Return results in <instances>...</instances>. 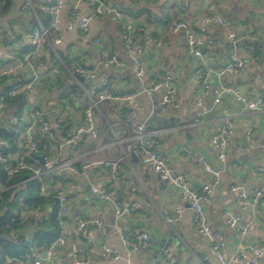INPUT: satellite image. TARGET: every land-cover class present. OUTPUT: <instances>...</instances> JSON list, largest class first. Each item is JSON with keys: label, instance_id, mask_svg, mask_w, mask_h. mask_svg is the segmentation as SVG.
Here are the masks:
<instances>
[{"label": "crops", "instance_id": "1", "mask_svg": "<svg viewBox=\"0 0 264 264\" xmlns=\"http://www.w3.org/2000/svg\"><path fill=\"white\" fill-rule=\"evenodd\" d=\"M20 1L17 0L14 15L18 14ZM46 1L48 0H33L36 6ZM118 1L129 10L140 11L137 19L131 18L136 29V41L142 47L141 57L146 69L144 77L139 78L133 72L132 58L124 53L118 23L112 18L104 16L94 20L87 33H82L74 24L68 27L75 0H66L63 9L62 47L82 57L84 63L96 69L99 78L117 77L125 92H137L148 83L149 78L165 73L171 74L177 92L176 105L170 107L164 114H154L150 118L151 104L160 93L156 92L152 96L142 93L132 105L136 116L129 125L121 124L117 116L129 108L124 104L109 103L95 112L94 119L100 130V140L82 150H86L83 159L89 165L77 174L66 173L68 179L62 182L72 216L98 217L104 223L102 228L88 230L87 234L92 241L86 244L85 259L80 264H124L126 260L132 264H159L161 250L165 246L174 249L173 264H198L208 254V242L193 227L188 204L180 202L173 188L161 182L149 166L133 161L130 157H121L117 164L122 170L124 181L114 186L112 182L106 181L109 167L98 164L99 161L120 157L121 143L115 141L127 138L132 125L148 117L150 126L157 130L158 151L169 159L172 168L185 176L195 189L198 190L203 184H208L212 174L206 171L203 163H198L193 158L194 155H201L206 164L207 158H210L214 169L219 170V182L210 204L205 206V212L211 226L221 235L224 254L230 256L241 250L249 254L250 245L264 248V206L249 204L242 207L237 201L240 195L251 201L250 192L260 181L257 168L264 166V108L254 114L246 113L242 104L235 101L231 95L224 96L223 103L216 107L213 104L211 90L200 92V102L194 103L190 74L197 67L198 60L187 53L184 30L180 29L177 32L170 30L175 21L184 20L192 24L198 17L207 14V0ZM213 1L217 12L229 20L238 33L242 32L241 26L246 25L262 46L244 43L246 39L232 44L218 25H209L206 31L214 38L215 43L211 46L205 45L203 50L211 53L214 66L224 64L232 50L245 58H256L255 63L246 64L238 74L227 76L223 81L238 87L250 97L259 93L264 94V0ZM78 10L84 14L89 9L81 4ZM95 37H100L101 45L93 43ZM253 45L258 46V49ZM104 51L114 52L124 66L121 69L104 68L100 64ZM45 57L46 63L40 71L44 75L47 73L48 52L45 53ZM59 89L53 88L44 98L33 93L22 96L23 100L16 101L13 105L7 104L6 110L0 112V127L14 124L13 116L19 120H31L34 108L42 100L52 117L61 111L59 109L61 104H67L63 116L70 124V128L73 125L74 114L79 112V105L74 104L71 99H65L63 102ZM4 90V84H0V95ZM18 110L21 112L20 115ZM227 114L232 116L233 132L228 140L225 159L220 162L211 150L210 140L221 118ZM249 131L251 146L242 148ZM106 132L110 134L108 140ZM183 147L189 148L192 151L191 155L186 154ZM96 148L98 149L95 150ZM27 153V142L24 140L22 150L13 154L23 158ZM71 155L72 148L62 146V158L66 159ZM92 184L97 186L104 184L108 188L117 187L120 198L136 201L139 207L125 216H116L113 198H103L92 192L90 190ZM180 204L184 207L180 219L171 225L167 224L163 216L172 213ZM231 216L238 217V224H252L250 232L243 239L239 238L234 227L228 225ZM138 229L146 230L151 241V248L143 251L141 255L129 253L120 236L122 231H126L130 238H133ZM30 230L28 227L25 234H29ZM74 242L75 240L69 239L67 246L57 251L56 264H73L70 243ZM101 243L115 248L119 258L109 260L101 257L99 253ZM209 264L219 263L211 258ZM259 264H264V256L259 260Z\"/></svg>", "mask_w": 264, "mask_h": 264}, {"label": "built area", "instance_id": "2", "mask_svg": "<svg viewBox=\"0 0 264 264\" xmlns=\"http://www.w3.org/2000/svg\"><path fill=\"white\" fill-rule=\"evenodd\" d=\"M145 1V0H142ZM3 0H0V5ZM66 0H48L36 6L33 0H21L18 7V15L21 19L33 18L36 27L29 31L21 27L18 23H13L10 33V40L6 45L0 44V59L5 61V65L0 69V77H7V83H13L15 86H5L4 92L0 95V112L7 108V96L21 94L28 96L33 93L44 98L48 91L38 90L36 84L41 75V68L44 66L42 56L48 52L47 73L45 77L69 76V85H73L79 90L72 93V88L64 86L59 89L62 96L68 95V99L79 105V112L73 117V125L64 130L62 122L65 118L64 112L67 104H61L60 110L55 117H52L50 110L43 101L40 100L33 111L31 122L25 127L23 136L27 142L28 153L39 156L43 154L42 162L31 168L22 158L14 154H4L0 151V169L8 177L20 175L24 170L30 169L31 178H36L43 182L40 186V192L44 195L54 193L58 200L59 213L63 217H69L64 224L60 236L46 248H32L31 252L24 257H6L3 264H56L55 254L57 251L64 249L69 239L75 240L70 243V250L73 264H80L85 259V246L91 243L88 236V230L91 228H102L104 223L98 217L72 216L70 204L62 182H65L64 174L70 172L77 174L88 167L89 163L83 160L86 150L78 151L79 141L83 140L86 145L94 144L100 140V130L95 122V112L109 103L124 104L127 108L125 112L117 115L121 124L129 125L135 118L136 112L132 108L140 94L144 93L152 96L159 92L157 99L153 100L150 108V115L164 114L170 107L176 105V86L173 77L169 73L148 79L137 92H125L117 77L104 76L98 77L95 68L88 66L78 54L63 48V30L62 14ZM84 4L89 10L81 14L78 6ZM207 14L198 17L194 23L187 21H175L170 27L172 32L184 30L185 45L187 53L198 60L197 67L190 74V87L194 94L193 102H200V92L211 90L213 94L214 106H220L223 103V97L231 95L232 98L242 104L243 111L246 113H257L264 108V94L259 93L250 97L243 93L238 87L225 83L223 78L233 76L243 70L246 64H253L256 58L243 57L236 51H230L227 60L222 65H213L211 53L205 52V45H214L215 40L207 34V26L218 25L224 32L226 38L235 44L238 40L249 39L256 40L257 37L250 33L246 25H242V32L238 33L232 23L225 19L217 12L213 0H207ZM45 14L49 17L48 26L43 25ZM108 16L118 23L120 29L122 47L125 54L132 58V69L139 78L146 75V69L142 61V47L136 41V29L129 14V10L118 0H75L74 8L70 16V26L73 24L82 32L87 33L91 22L101 17ZM51 36V38H49ZM93 43L101 45L100 37H95ZM24 45H29L30 49L18 56V52ZM63 53V55H61ZM64 57V58H63ZM100 64L104 68L121 69L124 66L122 60L110 51H104ZM17 79V82H12ZM68 107L71 108L70 105ZM146 118L132 125V134L127 138L118 139L115 143H121V154L115 159L99 161L102 166L109 167L106 181L112 182L114 186L123 183L124 175L118 167L117 162L121 157H130L133 155L138 162L149 166L158 176L159 180L174 190V193L180 202H186L190 210L191 222L195 230L208 242V254L205 255L198 264H209L211 258L219 264H230L232 262L242 264H259V260L264 256L262 246L250 245L249 254L244 251H238L230 256H226L222 250V238L208 221L205 206L210 204L216 185L219 182V170L212 168L201 155H194L198 163H203L206 171L212 174V179L208 184H203L200 189H195L180 173H177L170 165L169 159L162 155L158 149L157 130L150 126V118ZM18 118L12 117V122L17 123ZM36 129L39 133L47 135L53 142L51 148L47 151L39 152L38 144L35 137ZM53 130L56 135L51 133ZM233 132V119L231 115H225L221 118L210 140L211 150L216 159L224 161L228 140ZM249 133L242 146H251ZM114 143V144H115ZM6 145L5 141L0 140V146ZM62 146H70L72 155L66 159L62 158ZM99 148V147H98ZM96 148L95 150H97ZM183 151L191 155L189 148L183 147ZM260 175V181L253 187L250 192V199L245 200L243 195L237 199L238 204L242 207L246 205L264 206V166L257 168ZM60 179H55V178ZM45 180V181H44ZM117 187L108 188L102 184L90 185V190L100 197L113 198L114 211L116 216H125L132 210L139 207V203L127 198L118 196ZM235 190V188H233ZM184 207L177 205L173 212L165 214L164 220L167 224H173L178 221ZM37 219L41 218L40 210L34 213ZM228 225L234 227L240 239H243L251 230V223L238 224V217L231 216L228 219ZM122 243L131 254L141 255L143 251L151 248L150 235L146 230L138 229L135 231L133 238L126 231L120 233ZM100 256L116 260L119 258L115 248L101 243L99 245ZM174 249L171 246H165L161 250L159 264L174 263ZM124 264H132L126 260Z\"/></svg>", "mask_w": 264, "mask_h": 264}, {"label": "trees", "instance_id": "3", "mask_svg": "<svg viewBox=\"0 0 264 264\" xmlns=\"http://www.w3.org/2000/svg\"><path fill=\"white\" fill-rule=\"evenodd\" d=\"M130 1L135 2L136 0ZM16 3L17 0H3L0 5V43L2 45H6L9 42V32L12 31L13 23H18L28 31L32 27H36L35 19H21L18 15L13 14ZM139 12L129 10L130 16L134 19L139 17L137 15ZM40 16L43 17V25L48 26L49 17L45 14H40ZM145 20H149V18H145ZM49 38H51V36H49ZM253 46L258 49V46ZM29 49V45H24L17 55L22 56V54ZM255 54L258 55L257 52ZM61 55H63V53H61ZM42 62L43 65L46 63L45 53L42 56ZM3 65H5V61L0 59V66ZM6 81L7 77H0V84H4V87L6 85L7 87L15 86L13 83H7ZM68 81V76L60 77L57 75L54 77H45L41 74L36 87L40 91L46 90L51 92L53 88L68 86ZM68 87L72 88V93L79 92L73 85H69ZM62 97L63 102L66 101L65 99H68V95ZM22 98V95L18 93L13 96H7L6 102L9 105H13L16 101L23 100ZM73 103L76 104L75 102ZM109 109H111L110 106ZM18 113L19 115L21 114L20 110H18ZM30 122V119L27 121L22 119L18 120L17 123L6 127H0V140L6 143V145L0 146V151L4 154H13L22 150V145L25 140L23 131ZM62 125L64 130L68 129L70 126L67 120H63ZM51 133L56 135L53 130H51ZM129 133L132 134V130H130ZM35 137L39 152L47 151L51 148L53 142L47 135L39 134L36 129ZM108 139H110V134L106 132V140ZM85 147H87V145L81 140L79 141L77 150L81 152ZM130 158L133 161H137L133 155H131ZM23 159L31 168L39 164L38 158L33 154L27 153ZM31 175V170L26 169L18 176L8 177V175L0 169V235L5 236L4 239L0 240V264L4 263L6 257H24L29 254L34 247L39 249L49 247L60 236L64 224L69 220V217L67 218L60 215L56 195L54 193L47 196L42 194L40 192V186L43 180L39 181L36 178H31ZM64 177L67 181L68 176L64 174ZM55 179L60 178L56 177ZM36 210H40L41 212L40 219H37L34 215ZM28 227L31 230L29 234H25Z\"/></svg>", "mask_w": 264, "mask_h": 264}, {"label": "water", "instance_id": "4", "mask_svg": "<svg viewBox=\"0 0 264 264\" xmlns=\"http://www.w3.org/2000/svg\"><path fill=\"white\" fill-rule=\"evenodd\" d=\"M20 1V0H19ZM244 43H247V44H257L259 47L260 46H262V44H261V42H258V41H256V40H244L243 41ZM18 80L17 79H15L14 80V82H17ZM37 158H38V160L40 161V162H42V157H43V154H41V155H39V156H36ZM207 161H208V164L212 167V168H214L215 166L213 165V162L210 160V158H207ZM5 238V236H2V235H0V240H2V239H4Z\"/></svg>", "mask_w": 264, "mask_h": 264}, {"label": "rangeland", "instance_id": "5", "mask_svg": "<svg viewBox=\"0 0 264 264\" xmlns=\"http://www.w3.org/2000/svg\"><path fill=\"white\" fill-rule=\"evenodd\" d=\"M83 159V158H82ZM84 160V159H83Z\"/></svg>", "mask_w": 264, "mask_h": 264}]
</instances>
